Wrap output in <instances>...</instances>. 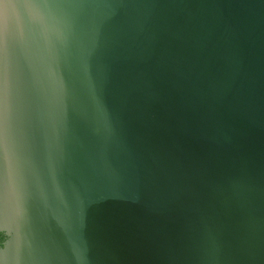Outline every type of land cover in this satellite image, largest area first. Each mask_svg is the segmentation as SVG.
Wrapping results in <instances>:
<instances>
[{
	"label": "water",
	"instance_id": "95a60500",
	"mask_svg": "<svg viewBox=\"0 0 264 264\" xmlns=\"http://www.w3.org/2000/svg\"><path fill=\"white\" fill-rule=\"evenodd\" d=\"M0 264H264V0H0Z\"/></svg>",
	"mask_w": 264,
	"mask_h": 264
},
{
	"label": "trees",
	"instance_id": "16d2710c",
	"mask_svg": "<svg viewBox=\"0 0 264 264\" xmlns=\"http://www.w3.org/2000/svg\"><path fill=\"white\" fill-rule=\"evenodd\" d=\"M5 237L4 235L0 234V249L4 246Z\"/></svg>",
	"mask_w": 264,
	"mask_h": 264
}]
</instances>
